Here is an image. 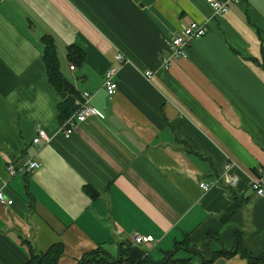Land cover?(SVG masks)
Segmentation results:
<instances>
[{
	"label": "crops",
	"instance_id": "obj_1",
	"mask_svg": "<svg viewBox=\"0 0 264 264\" xmlns=\"http://www.w3.org/2000/svg\"><path fill=\"white\" fill-rule=\"evenodd\" d=\"M192 22L207 34L162 69L167 42ZM44 38L67 91L49 80ZM71 45L86 55L74 70ZM113 67L110 98L104 78ZM84 92L103 116L66 138L59 104L71 102L75 113ZM38 128L49 143L33 144ZM8 160L41 167L10 177ZM263 166L264 0L231 4L225 15L209 0H0V191L14 201L0 204V264H27L55 244L63 246L58 264L98 250L118 259L127 244L155 262L203 264L236 249L238 238L262 255L264 197L251 181ZM137 235L154 242L136 245Z\"/></svg>",
	"mask_w": 264,
	"mask_h": 264
},
{
	"label": "built area",
	"instance_id": "obj_2",
	"mask_svg": "<svg viewBox=\"0 0 264 264\" xmlns=\"http://www.w3.org/2000/svg\"><path fill=\"white\" fill-rule=\"evenodd\" d=\"M242 0H209V5L216 14L225 15L229 12L231 4L241 3ZM208 32V27L205 24L192 22L187 26H183L181 30L175 34L171 40L167 42L168 55L162 58L161 68L169 70L176 60L187 57V49L192 42L202 38ZM117 60L120 64L127 63L128 60L124 58L122 54H118ZM70 69L74 70L75 66L70 65ZM118 73V69L110 68L104 78V88L110 98H113L118 92V81L115 79ZM145 77L149 80L153 77V71H146ZM84 101L78 104L76 112L66 119L60 126V132L66 137L70 138L77 130L80 123L85 122L91 117H102V113L90 104L92 95L89 92L83 93ZM51 138L43 128H38L37 135L33 139V144L38 146L42 143H49ZM41 167V164L37 160H29L23 166L16 168L11 160L7 161V170L10 177H15L22 172H34ZM232 167V164H227L224 168L225 179L228 183H231L227 172ZM199 187L208 192L212 188V183L200 182ZM251 188L254 190L257 197H264V166L256 170V176L251 181ZM13 200L6 197V195L0 191V204L12 205ZM134 244H150L154 242L151 236L137 235L133 239Z\"/></svg>",
	"mask_w": 264,
	"mask_h": 264
},
{
	"label": "trees",
	"instance_id": "obj_3",
	"mask_svg": "<svg viewBox=\"0 0 264 264\" xmlns=\"http://www.w3.org/2000/svg\"><path fill=\"white\" fill-rule=\"evenodd\" d=\"M44 43L46 47L44 50L43 59L52 86L57 92H63L71 89V85L64 78V75L60 69V61L53 40L44 38ZM67 59L72 65L76 67L78 65H82L85 62L86 55L80 48L76 47L75 45H71L67 48ZM70 92H73V90H70ZM73 107L74 106L69 101H64L63 103L59 104L58 118L61 124L74 113L75 108ZM62 253L63 246L61 244H55L43 254L32 255L30 261L27 264H58ZM238 253L247 259V264H264V254L256 256L250 253L246 249L244 240L242 238L237 239L236 249L232 251L223 249L217 254H212L211 258L209 260H205L203 264H212L214 260L221 256L231 258ZM168 256L171 257V254ZM108 257H110V255L107 252L98 250L96 252L86 254L78 264H186V261L170 262V259L167 258H165L163 261L155 262L149 257L147 252L131 244H127L126 247L121 248L120 257L118 259H109Z\"/></svg>",
	"mask_w": 264,
	"mask_h": 264
}]
</instances>
